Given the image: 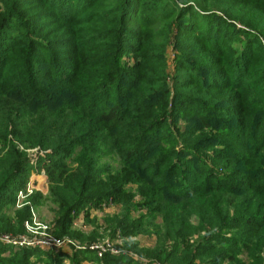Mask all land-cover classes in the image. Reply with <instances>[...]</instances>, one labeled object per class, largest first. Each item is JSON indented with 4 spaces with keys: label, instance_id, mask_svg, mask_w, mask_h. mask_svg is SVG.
Masks as SVG:
<instances>
[{
    "label": "trees",
    "instance_id": "1",
    "mask_svg": "<svg viewBox=\"0 0 264 264\" xmlns=\"http://www.w3.org/2000/svg\"><path fill=\"white\" fill-rule=\"evenodd\" d=\"M262 41L264 0H0V233L25 232L30 209L15 205L30 177L27 151L38 149L49 193L30 201L56 208L58 237L96 241L73 231L74 219L121 205L106 226L125 240L154 234L152 249L126 244L141 256L242 264L243 250L260 263ZM7 251L0 246V264L67 257Z\"/></svg>",
    "mask_w": 264,
    "mask_h": 264
},
{
    "label": "rangeland",
    "instance_id": "2",
    "mask_svg": "<svg viewBox=\"0 0 264 264\" xmlns=\"http://www.w3.org/2000/svg\"><path fill=\"white\" fill-rule=\"evenodd\" d=\"M24 22H21L15 31H23L21 27ZM49 37H54L53 35ZM261 44L264 46V42ZM178 51L175 49V38L172 36L170 42L166 49V76L167 82L173 89V77L176 75V57ZM129 63H133L134 58L130 57L127 59ZM154 67V66H152ZM156 72V71H155ZM155 72L151 77H157ZM228 93H232L231 91ZM183 124V123H182ZM185 125V124H183ZM38 149L28 150V156L32 159L30 164L31 171L30 177L26 188L18 193L15 210H22L26 207L30 209V217L24 223L25 232L24 233H0V246L5 247L8 251L7 255H11L16 251L23 250H35L42 253H52V254H65L67 257L64 258L62 264H75L76 257L75 254L78 251H83L87 259L82 260V264H107L103 261L104 255L109 253L113 257H119L120 255H128L134 258L138 263L146 264H163V262L156 259H149L147 257L141 256L138 252L130 251V247H135L138 244V249L148 250L155 247L157 243V238L154 234H141L134 237H127L125 240L118 233L113 235V232L107 228L105 220L106 218L111 219L119 215L122 211L121 205H114L110 208H104L103 210L91 209L90 216L86 219L85 212H82L73 221V231H76L82 236H89L95 233L98 234V239L93 242L86 241L85 243L79 238L64 237L60 238L56 235V208L51 204H42L36 207L30 200L34 198L35 193H41L46 197L49 193V182L46 169L42 167L40 159L38 158ZM136 200H141V196L137 197ZM135 213V216H138ZM157 223H161L159 219ZM207 234L201 233V237ZM231 236V234H226ZM199 236L193 237V241H197ZM128 244L129 248H126ZM126 249V250H125ZM241 250V249H240ZM264 251V250H262ZM240 254L238 260L242 264H264V252L261 254V262L254 263V260L248 258L246 251H238ZM260 256L257 257L259 259ZM82 259V257H81ZM213 258L208 257L203 262L202 260H197L194 264H211ZM36 264L37 258H33ZM223 264H231L226 261Z\"/></svg>",
    "mask_w": 264,
    "mask_h": 264
}]
</instances>
